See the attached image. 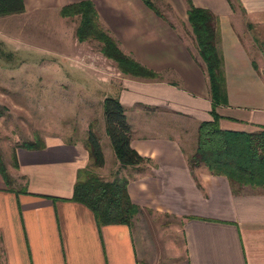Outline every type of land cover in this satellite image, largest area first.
<instances>
[{
	"label": "crops",
	"instance_id": "1",
	"mask_svg": "<svg viewBox=\"0 0 264 264\" xmlns=\"http://www.w3.org/2000/svg\"><path fill=\"white\" fill-rule=\"evenodd\" d=\"M80 1L23 0V12L0 16V35L10 41L3 43L33 45L38 31L49 51L78 54L92 39L79 41V16L59 12ZM90 1L118 48L156 74L127 75L112 93L143 160L121 166L102 121L114 163L94 169L104 180L126 178L138 212L131 225L98 226L87 206L69 199L77 171L90 163L83 141L54 136L39 149L18 145L12 163L3 162L13 184L0 173V264H264V189L245 185L237 191L224 175H212L204 165L191 170L187 162L199 123L211 119V97L186 0H161L172 8L168 16L143 0ZM191 2L217 18L226 93V104L216 108L219 127L264 129V0ZM18 29L21 36L13 37Z\"/></svg>",
	"mask_w": 264,
	"mask_h": 264
},
{
	"label": "trees",
	"instance_id": "2",
	"mask_svg": "<svg viewBox=\"0 0 264 264\" xmlns=\"http://www.w3.org/2000/svg\"><path fill=\"white\" fill-rule=\"evenodd\" d=\"M143 2L156 14L162 15L152 0H143ZM186 2L187 20L198 54L205 66L211 97V119L199 123L195 147L187 156V162L191 170L204 165L210 174L224 175L233 187H238L235 190L245 185L264 189V129L246 132L219 127L218 120L221 115L216 108L226 104V93L222 57L217 49V18L210 10L193 5L191 0ZM229 2L232 5L231 0ZM23 10V0H0V16L21 13ZM59 13L65 17L79 16L75 31L77 39L99 41L101 53L114 60L121 72L148 79L156 77L151 69L125 55L114 39L100 27L92 1L82 0L65 5L61 7ZM102 107L105 133L120 165H134L141 162L143 158L131 146L130 126L119 98L104 97ZM88 135L83 144L89 153L90 163L77 171L73 193L69 199L87 206L92 211L98 226L131 225L138 207L129 197L127 179L116 177L113 180H104L94 171L95 168L103 165L104 159L99 140L92 134L91 129L88 130ZM22 146L39 149L44 146V142L33 140ZM0 173L6 184L11 186L13 179L6 172L1 158Z\"/></svg>",
	"mask_w": 264,
	"mask_h": 264
},
{
	"label": "rangeland",
	"instance_id": "3",
	"mask_svg": "<svg viewBox=\"0 0 264 264\" xmlns=\"http://www.w3.org/2000/svg\"><path fill=\"white\" fill-rule=\"evenodd\" d=\"M153 2L162 14L173 13L161 0ZM3 24L17 31L16 25ZM18 31L19 36L11 35L20 37L22 29ZM253 36L258 41L263 39ZM4 39L0 35L1 161L12 163L18 145L33 140L43 143L44 138L54 136L84 141L91 129L105 154V164L113 165L112 152L102 139V101L106 96H114L118 81L129 74L121 72L114 60L102 56L100 43L95 39L78 54L73 55L77 51L71 49L68 57L49 51L50 47L41 43L38 31L33 33V45L29 46H8ZM38 41L43 48L37 45ZM176 242H181L180 236Z\"/></svg>",
	"mask_w": 264,
	"mask_h": 264
}]
</instances>
